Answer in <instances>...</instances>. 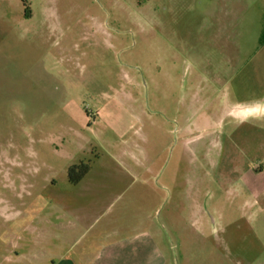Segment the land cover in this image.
Returning <instances> with one entry per match:
<instances>
[{
	"label": "rangeland",
	"instance_id": "rangeland-1",
	"mask_svg": "<svg viewBox=\"0 0 264 264\" xmlns=\"http://www.w3.org/2000/svg\"><path fill=\"white\" fill-rule=\"evenodd\" d=\"M263 41L264 0H0V264L124 226L264 264Z\"/></svg>",
	"mask_w": 264,
	"mask_h": 264
},
{
	"label": "crops",
	"instance_id": "crops-1",
	"mask_svg": "<svg viewBox=\"0 0 264 264\" xmlns=\"http://www.w3.org/2000/svg\"><path fill=\"white\" fill-rule=\"evenodd\" d=\"M264 48V41L261 48ZM264 62L258 65L259 70H263ZM255 108V107H254ZM256 109V108H255ZM83 182V181H82ZM81 182V183H82ZM92 190H98V185H90ZM84 216V227H88ZM88 221V217H87ZM98 219H94L90 228L94 227ZM129 231V227L124 226L112 231H105L101 235H93L91 239L83 244L80 249L73 244L64 249L59 259L51 256V251L33 254L34 264H168V259L154 241L152 233L141 231L135 233ZM87 231V230H86ZM124 233V234H122ZM86 232L79 239L86 236ZM86 238V237H85ZM57 249L55 248L53 252ZM45 251V250H44ZM40 252V251H39ZM18 256V254H17ZM6 262L12 261V254H7L4 258Z\"/></svg>",
	"mask_w": 264,
	"mask_h": 264
},
{
	"label": "trees",
	"instance_id": "trees-1",
	"mask_svg": "<svg viewBox=\"0 0 264 264\" xmlns=\"http://www.w3.org/2000/svg\"><path fill=\"white\" fill-rule=\"evenodd\" d=\"M90 170L89 165L81 164L72 166L69 169V180L73 184L80 183Z\"/></svg>",
	"mask_w": 264,
	"mask_h": 264
}]
</instances>
